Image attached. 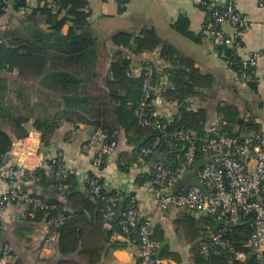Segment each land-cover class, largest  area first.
Segmentation results:
<instances>
[{
	"label": "crops",
	"instance_id": "obj_1",
	"mask_svg": "<svg viewBox=\"0 0 264 264\" xmlns=\"http://www.w3.org/2000/svg\"><path fill=\"white\" fill-rule=\"evenodd\" d=\"M120 1L83 0L79 4V9L90 13V31L97 44L98 69L107 70L115 57L114 52L121 49L113 44L111 40L113 35L124 32L136 38L144 27H151L161 41L172 47L179 57L191 61L199 74L211 77L209 88L197 89L198 94L190 97L185 107L187 112L205 109L206 132L216 126L231 131L239 137L264 133V8L260 0L231 2L234 11L251 24L241 34L243 54H260L256 68L258 82L254 84L243 83L237 79V73L225 58L228 55L214 46L211 37L204 34L205 36L197 43L174 29V23L179 18H185L188 29L200 34L205 19V13L199 8L203 0H131L126 5H121ZM222 2L224 5L227 4V0ZM44 5L53 7L52 0H27V8L17 11L11 8L12 6L9 7L0 18V36L5 31L22 30L27 27L29 23L26 19H29L31 9ZM64 16L65 13L62 12L59 19ZM68 28L69 25L64 24L56 29L61 35H66ZM221 29L227 34L233 32L229 23H223ZM121 54L131 62L132 77L141 76L145 64H153L159 72L161 71L160 81L155 85L153 94L154 114L172 122L178 115V104L176 101H166L160 91L170 87L164 70L176 67V63H171L162 55L160 57L159 50L132 56L122 49ZM0 77L13 80L17 85L15 90L20 92V98L23 97L22 86L28 88L27 92L25 91L28 97L27 106H21L19 102L13 111L5 113V108L0 109V130L5 132L12 142L8 155L3 159L0 158V169L6 165H14L29 172L37 169L45 171V183L42 181L43 178L25 182L23 178L17 186L21 192L40 197L44 201L57 197L47 182L52 178V170L47 161L53 156L60 155L64 171L80 185L79 187L83 188L89 175L93 174L100 179L108 191L118 192L122 196L128 194L135 196L141 214H153L156 235L162 234L163 242L167 240L162 253L166 251L172 255L162 259L161 253L159 264H195L192 252L198 240L188 242L184 228L178 224V221L189 214L201 229L207 230V235L213 231L215 222L208 215L204 216L184 209L155 210L154 201L144 188V181L156 163H146L138 158L127 143L123 131L117 133V148L108 157L104 167L95 170L92 166L93 149L88 146L92 126L82 122L69 123L61 120L59 128L47 139L48 141L42 142L41 133L34 128V121L39 117L34 103L37 98L33 96L35 93L31 89L39 80L23 82L18 78L17 70L5 69L0 70ZM6 84L9 85V82L7 81ZM45 91L59 95L51 90ZM11 117L23 118L17 126L27 132L24 136L19 135L15 128L5 122ZM191 134L196 136L195 133L191 132ZM157 157L158 160L160 157ZM132 159H136L135 162L129 163ZM193 183L192 176L185 173L176 180L171 191L186 189L195 185ZM9 186L8 181L0 177V195L10 189ZM0 229V242L11 248L13 264H59L62 261L81 264L78 254L62 256L56 246L44 247L43 239L46 236L44 222L37 219L36 213L29 211L23 204L12 203L0 209ZM116 233H111L103 244L104 249L99 264H134L138 254L136 240L126 241L124 238H119ZM113 243H125L126 246L116 248L112 246ZM162 243H156L157 249ZM249 261L245 260L240 264H249Z\"/></svg>",
	"mask_w": 264,
	"mask_h": 264
},
{
	"label": "trees",
	"instance_id": "obj_2",
	"mask_svg": "<svg viewBox=\"0 0 264 264\" xmlns=\"http://www.w3.org/2000/svg\"><path fill=\"white\" fill-rule=\"evenodd\" d=\"M130 1L121 0L120 4L126 5ZM81 2L83 0H52L53 7L44 5L43 7L31 9L29 19H26L29 23L27 27L22 30L3 32L0 36V40L2 39L0 43V70H17L18 78L23 82L44 79L48 84V89L59 94L57 99L62 104L60 111L62 116L55 117V119L47 118L34 121V128L41 133L42 142L48 141L47 139L59 128L61 120L69 123L82 122L93 128H100L105 133L106 142L116 141L117 133L123 131L127 143L133 148L138 158L146 163H156L144 182L151 181L154 175L158 173V168H173L175 166L173 151L166 145H157L149 155L141 153L143 149L149 148L150 145L155 143L159 134L150 128L140 127L135 116V110L141 98L144 69L147 66L154 69V89L160 81L161 71L159 72L153 64H145L141 76L132 77L131 62L121 54V50L125 49L132 56L159 50L160 57L162 55L171 63H176V67L164 70L170 87L160 91L166 101H176L179 108L178 115L169 123V129L195 133V138L198 141H202L207 137L205 127L207 121L206 111L200 109L196 112H187L185 107L190 101L189 98L198 94L197 89L209 88L211 77L199 74L191 61L179 57L172 47L161 41L151 27H144L136 38L124 32L113 35L111 38L113 44L121 49L114 52L115 57L108 69L104 70L103 68V71H101L98 69L96 58L97 44H95L90 31V13L79 9ZM209 2V0H203L199 5V8L205 13L203 26L209 18L206 8V4ZM9 7L16 11L27 8V0H0V18ZM216 9L220 10V7ZM62 12L65 13V16L59 19ZM64 24H68L69 28L66 35H61L56 28ZM173 27L182 36L197 43L206 34L204 30L200 34L191 32L185 18H179ZM218 49L223 53L226 51V49ZM51 54L53 56L50 57ZM225 58L233 71L239 73V59L232 53ZM18 96L20 97V94ZM153 105L152 96L147 109L150 116L154 114ZM7 112L9 110H6L5 113ZM22 119L11 117L8 123L10 127L18 131L19 135L24 136L27 132L22 127L17 126ZM221 130L235 136L231 131L224 128ZM11 146L12 142L9 136L0 130L1 159L8 155ZM157 156L160 157L158 160ZM135 160L132 159L129 163L135 162ZM47 162L52 170L51 181L47 182L53 188V193L57 197H53L46 202L60 207V212L66 217L64 224L56 232L57 238L52 246H56L62 256L78 254L81 264H99L104 249L103 244L107 237L111 233L120 232L118 223L121 220V214L128 205V196L118 195L116 215L111 222V228L107 229L104 225V201L102 196L114 195L115 191L103 190L100 197H96L93 195L88 183H85L83 188L79 187L80 185L65 171L57 179L54 174L55 167L51 165L50 161ZM203 163L201 155L198 154L195 166L192 170L186 172L194 179L193 184H197L195 175ZM44 174V170L37 169L24 176L23 182L43 178L42 181L45 183ZM59 183L65 185L64 197H61L58 190ZM29 196L32 197L33 195ZM55 213L56 210L48 211V216ZM36 215L37 219L44 222L45 212L38 211ZM211 219L215 222L213 229L215 230L219 227L220 222L213 217ZM251 223L252 217L246 216L240 224L228 231L227 238L234 246L240 247L250 236L252 233ZM178 224L183 226L188 242L198 240L192 252L195 264H240L231 261L220 250H210L206 254L202 253L200 239L207 236V230L201 229L196 220L189 214L179 220ZM136 229L137 226L130 230L129 240L135 241ZM152 239L160 244L163 242V235L157 236L155 229H153ZM112 246L123 248L126 244L113 243ZM171 256L164 251L161 258ZM59 264L78 263L62 261ZM249 264H253V261L250 260Z\"/></svg>",
	"mask_w": 264,
	"mask_h": 264
},
{
	"label": "built area",
	"instance_id": "obj_3",
	"mask_svg": "<svg viewBox=\"0 0 264 264\" xmlns=\"http://www.w3.org/2000/svg\"><path fill=\"white\" fill-rule=\"evenodd\" d=\"M227 0H211L206 4L209 18L203 30L211 37L214 46L229 49L240 62L237 79L243 83H257L256 68L259 53L243 54L241 34L251 24L240 17ZM264 8V0H260ZM220 7L219 9H216ZM223 23H229L233 32L225 33ZM154 69L147 66L143 71L141 98L135 110L138 125L157 131L159 137L149 148L143 149V155H149L157 145H166L173 151L174 167L158 168L153 180L145 182L144 188L155 204V210L169 211L184 209L188 212L206 213L217 219L220 225L206 237L200 239L202 253L210 250L224 252L231 261L238 263L252 260L253 264H264V133L249 137L233 136L214 126L207 131L206 139L198 141L195 136L182 130H170L169 121L147 113L149 101L154 93ZM88 146L93 149L92 166L95 170L103 167L108 157L117 148L115 140L107 141L100 128H93L88 138ZM198 154L204 164L196 173L197 184L180 191H171L176 180L193 169ZM55 167V176L60 178L64 171L60 155L49 159ZM21 167L6 165L0 169V177L10 184V189L0 195V209L12 203H20L31 212H45L44 225L46 236L43 239L45 248L52 246L57 238L56 232L66 221L58 206L50 205L40 198L31 197L20 191L18 184L24 176L32 172L21 170ZM85 183L92 189L93 195L100 197L107 190L98 177L91 175ZM61 197L65 195V185L58 184ZM108 191V190H107ZM120 195L102 196L104 201V225L111 228L116 215L117 197ZM128 196V205L121 214L118 223L119 238L129 241L130 230L136 229L137 259L134 264H159L156 258L157 244L152 239L154 229L153 214H141L135 196ZM56 213L48 216V211ZM246 216L252 217V233L240 245L234 246L227 238L228 231L240 224ZM0 264H13L11 248L0 242Z\"/></svg>",
	"mask_w": 264,
	"mask_h": 264
},
{
	"label": "rangeland",
	"instance_id": "obj_4",
	"mask_svg": "<svg viewBox=\"0 0 264 264\" xmlns=\"http://www.w3.org/2000/svg\"><path fill=\"white\" fill-rule=\"evenodd\" d=\"M7 81L9 82V85L6 84ZM16 87L17 85L13 83V80L9 81L0 77V109L3 107L7 111H13L14 109H16V104L19 102H21V106H27L28 97L27 95H25V91L27 92L28 88L22 86L21 91L23 92V97L20 98L18 96L20 92H17L15 90ZM31 89L35 93L33 96H36L37 98V101L34 103H36V114L39 118L55 119V117L59 118L60 116H62L60 112L62 109V104L57 99L59 95L45 91L50 90L48 89L46 80H39L36 86L33 85ZM5 122H8V120H5ZM52 123H54V121H52Z\"/></svg>",
	"mask_w": 264,
	"mask_h": 264
},
{
	"label": "water",
	"instance_id": "obj_5",
	"mask_svg": "<svg viewBox=\"0 0 264 264\" xmlns=\"http://www.w3.org/2000/svg\"><path fill=\"white\" fill-rule=\"evenodd\" d=\"M225 52H226V55H230V50H229V49H226ZM199 214L204 215V216L207 215V214L204 213V212L199 213ZM166 244H167V240H165V241L161 244V246L157 249V251H156V258H157L158 260L160 259V255H161V253H162V251H163V248L165 247Z\"/></svg>",
	"mask_w": 264,
	"mask_h": 264
}]
</instances>
